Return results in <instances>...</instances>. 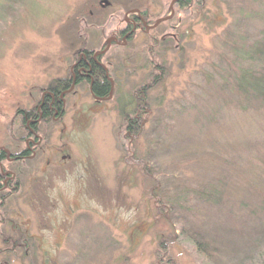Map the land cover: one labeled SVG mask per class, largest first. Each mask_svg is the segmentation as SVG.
<instances>
[{
  "label": "rangeland",
  "instance_id": "obj_1",
  "mask_svg": "<svg viewBox=\"0 0 264 264\" xmlns=\"http://www.w3.org/2000/svg\"><path fill=\"white\" fill-rule=\"evenodd\" d=\"M193 2L157 28L176 40L154 60L133 18L171 15L172 0H0V153L29 154L0 159V188L19 182L0 206V264H264V108L230 90L249 63L225 41H260L264 0ZM86 52L110 69L107 99L76 84ZM154 74L135 134L125 121ZM59 80L75 86L33 128Z\"/></svg>",
  "mask_w": 264,
  "mask_h": 264
},
{
  "label": "trees",
  "instance_id": "obj_2",
  "mask_svg": "<svg viewBox=\"0 0 264 264\" xmlns=\"http://www.w3.org/2000/svg\"><path fill=\"white\" fill-rule=\"evenodd\" d=\"M193 0H177L173 6H176L177 12L179 11H184V10H189L192 7ZM199 9H203V2L199 3ZM205 14V13H204ZM202 15L203 18H205V15ZM147 14L146 12H142L141 18L139 17H134V21L136 23V26L138 27V30H142L141 32L143 33V36L148 39V44L149 46L147 47V54L151 55L154 60L155 58L158 57V50L160 49V46L162 45V42H173L175 39L174 36L172 35H167L164 36L163 38H156L155 37V32L157 31V28L159 26L165 25V24H170L174 19H168L164 20L161 23L150 30L143 29L142 25L146 24L144 21H148L146 19ZM166 16L160 17L154 22H149L148 25H154L159 19L164 18ZM143 22V23H142ZM124 32L130 33L128 38L126 39V43L130 44L131 42H134V38L136 37V32H127L125 30ZM261 39L260 41L252 43L249 47H246V42L243 39H239V41L236 43H231L229 41H226V47L227 49H230L234 55V57L241 62H244L245 64H248V67H246L245 70H243L240 65L235 66L232 68V74H233V79L234 82L232 85H230V90L231 88L233 91H236L237 94L244 98V100L248 101L249 99H254L261 108H264V33L262 36H260ZM113 46V45H112ZM101 56L97 57L94 61V59L91 56V53L86 52V57L83 59H78V65L74 69L75 74L78 76V81H85L88 83L89 87H91V94L98 99H107L110 96L111 91H112V85L110 82V76L111 72L110 69H106L105 67L99 66L97 62H99L101 59ZM80 60V62H79ZM260 60L261 61V68H259L258 71H256L255 67H253V61ZM158 69L163 70V66H157V64L153 65V70L156 71ZM239 68V69H237ZM78 69H82L85 71V76L80 77L78 74ZM161 72V71H160ZM163 73V72H161ZM226 73V72H225ZM226 75V74H225ZM227 76V75H226ZM160 74H154L149 78V83L147 82L144 84V86L140 89H138L135 93L136 101L134 108L132 110V114L136 116L135 119H128L126 118V125H127V130L133 133H137L140 130L139 127V121L138 118L144 114V110L147 106L145 103V97L144 94L145 92L150 91L152 88H155L156 86L161 83V79H159ZM217 87L219 89H224V84L225 87L228 86V82L225 77L221 76L219 80H217ZM71 86V80H59L54 82L49 88H48V95L46 96V100L44 105L42 106V120H48L52 114V112L55 111H61L62 107V100L60 99V95L64 93L65 91L69 90ZM51 96L54 97V99L51 98ZM48 102V104H47ZM49 103H51L52 109L49 108ZM146 104V105H145ZM28 116L30 117H36L38 118V114L36 112H29ZM2 154V153H1ZM26 155H29L28 153H25Z\"/></svg>",
  "mask_w": 264,
  "mask_h": 264
},
{
  "label": "flooded vegetation",
  "instance_id": "obj_3",
  "mask_svg": "<svg viewBox=\"0 0 264 264\" xmlns=\"http://www.w3.org/2000/svg\"><path fill=\"white\" fill-rule=\"evenodd\" d=\"M81 60V59H80ZM80 60H79V62H80ZM94 61H96L95 59H94ZM98 64H99V66H101V67H103L104 68V66H102L101 65V62L99 61V62H97ZM77 65H78V62H76V64H75V66H74V69L77 67ZM78 75L80 76V77H83V76H85V71L84 70H82V69H78ZM83 81H78V76H77V78H76V84H81ZM75 82H74V80H71V85L72 86H70V88H69V90H67V91H70V90H72L73 88L72 87H74L75 85ZM67 91H65V92H67ZM50 109H52V108H50ZM42 118H41V115H39L38 116V118H36V117H33L32 118V120L30 121V123L32 124V126H33V128H35V124L36 123H38L40 120H41ZM29 132H30V134H33L32 132H31V130L29 129ZM2 153V154H1ZM0 153V159L1 160H3V162H6V159H8V161L9 162H20V161H23V160H25L26 158H28V156L29 155H26L25 153H28V151L26 150V149H23L19 154H17V155H11V157H10V155H9V153L8 154H6L5 152H1ZM8 166H9V163H8ZM3 169V168H2ZM1 169V170H2ZM6 173H8V174H10L11 175V173L10 172H7V171H5ZM4 174V173H3ZM19 185V182H15V183H13V182H9V183H7V184H5V185H2V187L0 188L1 190H4V192H5V194H2L1 196H0V206H2L3 207V205H4V203H5V201H7L8 200V196L10 195V191L12 190V191H15V188L17 187ZM18 189H19V187H18ZM6 197V198H5ZM6 204V203H5Z\"/></svg>",
  "mask_w": 264,
  "mask_h": 264
},
{
  "label": "water",
  "instance_id": "obj_4",
  "mask_svg": "<svg viewBox=\"0 0 264 264\" xmlns=\"http://www.w3.org/2000/svg\"><path fill=\"white\" fill-rule=\"evenodd\" d=\"M175 1H177V0H173L172 4H171V6H170L171 15L159 19V20H158L153 26H151V27H148V26L145 25L146 28H147V30H150V29H153V28L157 27V26L161 23V21L163 22L164 20H168V19L172 18V15H173V10H172L173 8H172V5H173V3H174ZM110 43H111V40L109 41L108 46L106 47V49H105L104 51L100 52V54H103V53H104V52L110 47V45H111ZM90 90H91V89H90Z\"/></svg>",
  "mask_w": 264,
  "mask_h": 264
},
{
  "label": "bare ground",
  "instance_id": "obj_5",
  "mask_svg": "<svg viewBox=\"0 0 264 264\" xmlns=\"http://www.w3.org/2000/svg\"><path fill=\"white\" fill-rule=\"evenodd\" d=\"M172 2H173V0H172ZM176 2V1H175ZM174 2V3H175ZM174 3H173V5H174ZM173 5H172V8H173ZM173 10V9H172ZM171 12V11H170ZM173 14H174V10H173ZM169 15V14H168ZM167 15V16H168ZM172 17H173V15H172ZM172 19V18H171ZM146 24H144V26H145ZM146 27V26H145ZM102 52V51H101ZM99 54H100V52H99ZM101 56V55H100ZM101 61V60H100ZM102 65V64H101ZM105 67V66H104ZM112 85V84H111ZM91 87H89V92H90V94H91ZM111 94H112V91H111ZM111 94H110V96H111ZM91 96H92V98H95L92 94H91ZM110 96H108V97H110ZM95 99H98V98H95ZM98 100H102V99H98Z\"/></svg>",
  "mask_w": 264,
  "mask_h": 264
}]
</instances>
